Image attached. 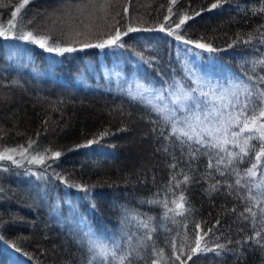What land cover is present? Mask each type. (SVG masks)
I'll list each match as a JSON object with an SVG mask.
<instances>
[{"label":"trees","instance_id":"1","mask_svg":"<svg viewBox=\"0 0 264 264\" xmlns=\"http://www.w3.org/2000/svg\"><path fill=\"white\" fill-rule=\"evenodd\" d=\"M22 2L0 0L3 5L0 6V30L10 29L9 19L17 25L9 38L0 37V152L23 146L28 156L45 155V162L34 168L42 178L30 176L22 185L10 182L6 187L0 182V243L6 247L0 251V264H87V248L64 225L47 215L42 198L39 200L36 195L40 190L53 191L48 201L56 199L60 203L57 199L65 189L69 203L81 213L98 239L123 237L127 235L123 231L128 228L144 235L146 229L132 216L153 217L154 241L168 256L172 255V238L179 247L186 233V244H194L197 233L203 235L199 229H194V223H199L204 230L215 225V235L209 233L205 239L210 246L221 243L228 250L222 256L211 252L196 254L187 264H264V248L256 243L257 239L264 242V223H261L264 206L244 181L250 161L254 162V152L250 151L249 156H243L227 169L221 166L225 175L220 176L214 169L207 168L209 156L199 155L193 160L188 155V144L181 145L174 136L165 139L170 125L161 121L149 106L124 94L84 89L73 80L86 63L97 66L100 58L113 55L123 60L120 65L126 73L134 64L141 80L155 87L162 85L164 68L175 71L176 39L167 33L168 29H175L173 21L178 17L172 15L165 19L169 16L168 8L173 7V12L180 10L192 16L181 28L175 29L179 35L193 42L209 43L217 49L212 53L200 49L202 61L209 58L213 68L227 74L233 82L242 79L253 84L257 73L264 75L260 68L255 73L251 71L252 61L264 58V37L261 36L264 13L253 12L260 7V0H228L210 11L214 0H179L175 6L170 0H29L12 17L11 13ZM197 12L200 14L195 15ZM21 17L24 30L50 35L52 40L64 44L76 42L77 51L59 55L16 39ZM29 20L32 23H28ZM112 25L119 27L122 33L128 27L140 31L122 35L123 48L81 50L79 42L86 38L97 42L102 34L114 31ZM161 25L165 26V31L159 30ZM249 37L250 42L245 43ZM6 45L27 50L45 68L44 75L41 77L36 72L34 76L29 70L6 66ZM165 62L168 65L164 66ZM248 75L253 76V81L248 80ZM105 132L107 134L101 137ZM93 139L99 142L87 145ZM30 140L33 143L28 148ZM46 150H58L62 155L55 159L50 152L46 154ZM228 150L239 152V148L231 145ZM203 151L206 149H201ZM219 155L226 157V153ZM173 164L177 167H171ZM3 166L8 171H19L10 163ZM232 167L238 170L239 176ZM183 173L192 180L174 187L171 178L175 175L176 180H182ZM238 178L241 186L235 184ZM15 179L12 176L9 180ZM217 180L221 182L219 191H210V185ZM228 184L233 187L229 189ZM82 187L89 191H82ZM26 188L27 194L22 192ZM181 191L185 207L190 211L184 216H175V224L171 219H164L163 203H148L167 199L169 206L174 207L170 202L178 199ZM249 195L255 199L249 200ZM246 207H251L256 217L246 212ZM233 208L236 211H232ZM168 216L172 217L173 213L169 212ZM258 231L260 237L255 236ZM167 264L180 262L173 256Z\"/></svg>","mask_w":264,"mask_h":264},{"label":"snow or ice","instance_id":"2","mask_svg":"<svg viewBox=\"0 0 264 264\" xmlns=\"http://www.w3.org/2000/svg\"><path fill=\"white\" fill-rule=\"evenodd\" d=\"M228 0H214L211 3L209 11L220 7L222 4L227 3ZM29 0H23L15 8V11L11 13L12 17H15L20 12ZM179 3V0H170V4L175 6ZM3 6V5H0ZM85 7H88L85 4ZM128 8L125 6L124 12L127 13ZM254 14L257 12L264 13V0H260V7L253 10ZM169 16L165 19H170L172 15L178 17L177 20L173 21L175 29L181 28L189 19H192L187 12H180L177 10L173 12V7L168 8ZM197 12L195 15H199ZM119 15V13H117ZM10 29L0 30V37L5 39L12 35V29L17 28L16 24L12 23V20L8 21ZM28 23H32L31 20ZM119 24V21L115 22ZM114 29L107 34H102L97 38V42H92L86 38L85 41L79 42L80 48H99L104 49L106 47H125L124 43L121 42L122 35H127L128 32L140 31L138 28L128 27L125 32H121L119 27L114 25L110 26ZM264 28V26H261ZM175 29H168V35L174 36L176 40H183L185 44H193L194 48L202 49L209 53L217 51L211 44L201 41H190L184 39L179 35ZM148 30V29H145ZM160 31H165V26H160ZM259 31V30H258ZM261 36L264 37V32H261ZM15 38L31 42L37 45L39 48L46 52H55L59 55L64 53H72L77 51L74 46L76 42L72 44H64L62 41L52 40L50 35L34 34L31 30H24V18L20 20V31L15 33ZM246 40L245 43L250 42ZM51 41V43L49 42ZM188 51H191L189 49ZM260 68L264 70V58H259L252 61L253 73L256 69ZM188 77L192 80V86L188 87L181 81L174 82V90L172 85L169 89H161L156 91L149 86L142 83L136 85L135 92H129V96L132 99H139V101L146 106H150L151 110L154 111L157 116L165 124L170 125V132L165 139H169L174 136L181 145L188 144L189 146V157L195 160L199 155L209 156L207 164L208 169H214L215 173L220 176L225 175L223 169H227L233 166L234 162L238 159H242L243 156H249L250 151L254 152V162L250 161L251 166L245 171V175L249 179H254L258 175L264 177V170H261V165L264 164V87H254V85H264V75L259 73L256 74V79L253 81V76L248 75V80L253 81V84L245 83L242 79L238 82H230L229 86L225 87L218 82L213 84L210 81H205L203 78L197 76L191 72V69H187ZM168 92V96L171 97V105L165 101L168 99L165 97L164 92ZM226 101V102H225ZM215 121V127L209 128L208 123ZM207 122V123H206ZM246 133H248L246 135ZM254 133V134H253ZM107 133H101V137ZM207 137L208 139H205ZM259 141L258 144H250L251 141ZM98 139L89 140L87 145L98 143ZM32 141L28 142V148L32 147ZM199 145V147H192V145ZM80 145V146H87ZM228 145L233 148H239V152H232L228 150ZM78 146V147H80ZM201 149L206 151L201 152ZM71 150V149H70ZM209 150H216L215 153ZM27 151L26 148L21 146L18 148H5L0 152V161H11L12 164L20 165V162L14 158V154H19L22 158H26L24 153ZM50 152V156L55 159H59L62 155L61 151L58 150H46V154ZM219 153H226L225 156H220ZM215 161V163H213ZM45 162V155H34L29 160V163H40ZM51 167V165H48ZM171 167L176 168L177 165L173 164ZM4 171H7V167H4ZM232 171L239 172L235 167H232ZM211 175V173H206ZM174 181V187L179 188L182 183H189L192 180L187 173H183L182 180H176L175 175L171 178ZM220 181L210 185V191H219ZM235 184L241 186V179L235 180ZM264 185V179L261 180L260 184H256V188H261ZM227 187L231 189L233 185L228 184ZM82 191L88 192L87 188H81ZM170 192L171 188L168 189ZM251 192V188H249ZM264 196V191L261 192ZM249 200L255 199L253 196H248ZM148 203H163L166 209L164 213V219H171L172 223L175 224V216H184L186 212L190 211L186 208V200L183 191L179 194L178 199L173 198L171 205L166 199L164 201L152 200ZM259 203V201H257ZM95 205H93L94 207ZM232 211H236L235 208ZM245 211L248 212L252 217H256V213L252 211L251 207H246ZM173 213L172 217L168 216V213ZM261 213L264 214V208L261 209ZM243 215V213H241ZM133 220H136L138 225L146 229L143 238L139 239L136 245L132 244V236H128L125 243L127 248H122L121 240L123 237H113L111 240H102L94 236L90 231L85 233V243L87 245L90 256L87 260V264H137V261H145V264H167L168 261L172 260L174 256L175 261H179L180 264H187V261H191L193 256L196 254H207L213 253L214 256H222L224 251H227L225 244L216 243L215 246H210L205 237L209 233H214L215 225L207 228L206 230L200 228L199 223H194V229H199L203 232V235L196 234L194 244H186L188 236L185 234L184 240L181 241L179 247L175 243V238L170 241V247L172 248V255L166 256L163 247H157L152 233L156 231V228L152 226L153 217L140 218L138 215L132 216ZM219 220L216 224L219 225ZM255 223V221H253ZM264 223V219L261 220ZM187 228V224L184 225ZM256 237L261 236V232L255 233ZM219 240V236L216 237ZM251 239V237L249 238ZM151 242V243H148ZM256 243L264 248V242L260 239L256 240ZM144 249L145 252L141 253L139 249ZM187 249V251H186ZM20 251L19 248L16 249ZM177 252L179 254H177ZM186 257V259L184 258Z\"/></svg>","mask_w":264,"mask_h":264},{"label":"rangeland","instance_id":"3","mask_svg":"<svg viewBox=\"0 0 264 264\" xmlns=\"http://www.w3.org/2000/svg\"><path fill=\"white\" fill-rule=\"evenodd\" d=\"M169 37L171 36L169 35ZM155 39L157 40V38ZM189 49H191V51H188ZM160 50L161 52L163 51V49ZM201 55V50L194 48L193 45L188 46L182 41L174 40L173 57L175 63V71H169L166 68V65H168V63L166 64L165 62L164 66L166 67L164 68L163 73L164 82L162 85H159L157 87L141 80L139 78V75L137 74V71L135 70L134 64H132V69L129 70L130 72L128 71L126 73L120 65V63L123 65V60H121L120 57L113 55L107 59L100 58L97 61V66L92 63H86L84 65V69H82L81 71V74L75 75L73 77V80L75 84L83 87L84 89H101L105 91L124 94L128 97H130L129 92H135L136 85L138 83L149 86L156 91H159L161 89H169L170 85H172L173 88L169 90H174V82L176 81H181L186 86L191 87L192 80L186 74L187 69H191L192 73H195L205 81H210L213 84L218 82L219 84L227 87L229 86L230 82H233V80L227 74L218 71L217 68H213V62H211L209 58H207L205 61H202ZM4 63L6 66L11 68L29 70V72L34 76L39 75L42 77L44 75V72L46 71L45 68L41 67L40 63L36 62L35 59L27 52V50H24L22 47L6 45ZM36 72L38 73L37 75H35ZM83 75H86L87 77H83ZM58 80H61V78ZM164 95L168 98L165 102L172 106L171 97L168 96V92H164ZM208 127L210 129L215 127V121L208 123ZM205 139L208 138L205 137ZM96 152H99V150H96ZM24 156L26 158H22L19 154H14V158L20 162L19 166L17 164H12L11 161H0V166H2L0 167V182L3 187L11 184L22 185L23 181L27 180V178L30 176H32V178L34 179L37 177L42 178V174H38V172H36V170L34 169L35 165L40 163H29V160L32 156H28L25 153ZM3 163H10L11 165H14L15 168L19 170L17 171L18 173L8 170L4 171L3 169L5 166H3ZM261 170H264V164L261 165ZM258 171L259 174L257 177H255L254 179H249L245 175L246 178L244 179V181L249 187L253 188L255 196L260 200L262 206H264V196L261 195V192L264 191V185H262L261 188L255 187L256 184H260L261 180L264 179L260 175V170ZM26 173H30V175H27ZM12 176H15L16 179L10 181L9 179L12 178ZM18 188L21 190V186ZM27 191V188L22 190V192H24L25 194H27ZM63 192L64 194L62 196L59 195L61 197L57 199L60 203L56 202V199L48 201L49 196L54 195L53 191L49 193L47 191L40 190L36 193V195L39 200L40 198H42V203L47 209V215L56 220L55 222H57L58 224L64 225L65 228L70 233L74 234V236H76V238L87 248V245L85 243V233L89 231L91 233L93 232L90 227H88L81 213L69 203V194L67 193V190L65 189ZM49 203H51V207H49ZM126 233L127 235H123L124 238L121 240L122 248H127L125 241L128 236H132L133 245H136L138 240L143 238L144 236L140 235L136 230L132 228H128L127 230L123 231V234ZM112 238L113 237L109 238V240H111ZM117 238H120V236H118ZM160 238V240L163 241V238L161 236ZM5 249V245L3 243H0V251H3ZM139 250L141 251V253L145 252V250L142 248ZM137 264H145V261H142L141 263L140 261H137Z\"/></svg>","mask_w":264,"mask_h":264}]
</instances>
